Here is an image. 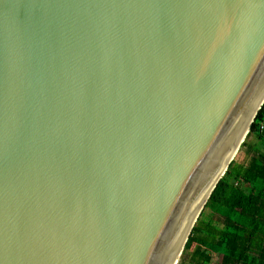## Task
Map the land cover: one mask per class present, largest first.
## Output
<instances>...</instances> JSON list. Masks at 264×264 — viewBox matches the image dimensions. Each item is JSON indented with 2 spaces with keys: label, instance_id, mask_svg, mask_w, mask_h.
Instances as JSON below:
<instances>
[{
  "label": "water",
  "instance_id": "95a60500",
  "mask_svg": "<svg viewBox=\"0 0 264 264\" xmlns=\"http://www.w3.org/2000/svg\"><path fill=\"white\" fill-rule=\"evenodd\" d=\"M263 103L264 0H0V264H177Z\"/></svg>",
  "mask_w": 264,
  "mask_h": 264
},
{
  "label": "trees",
  "instance_id": "16d2710c",
  "mask_svg": "<svg viewBox=\"0 0 264 264\" xmlns=\"http://www.w3.org/2000/svg\"><path fill=\"white\" fill-rule=\"evenodd\" d=\"M264 103L240 145L249 159L236 164L233 159L219 179L204 209L212 205V215L200 233L197 224L182 254L192 251V264H264ZM239 149V150H240ZM182 255V257H183Z\"/></svg>",
  "mask_w": 264,
  "mask_h": 264
},
{
  "label": "rangeland",
  "instance_id": "374dc122",
  "mask_svg": "<svg viewBox=\"0 0 264 264\" xmlns=\"http://www.w3.org/2000/svg\"><path fill=\"white\" fill-rule=\"evenodd\" d=\"M240 149V148H239ZM249 159V155H247L245 153V150L244 148H241L240 150H238V152L236 153L235 157H234V160L236 162V164H245L247 163ZM211 215H212V205H208L206 206V208L204 209L203 211V214L200 218V220L198 221V224H197V227L199 229V231L196 233L197 235L201 236L202 234L200 233L202 230H205L206 227L208 226L209 222H210V218H211ZM183 254H181L177 264H192L191 263V259L193 258V254H192V251H187L183 257H182Z\"/></svg>",
  "mask_w": 264,
  "mask_h": 264
},
{
  "label": "built area",
  "instance_id": "2783aa9c",
  "mask_svg": "<svg viewBox=\"0 0 264 264\" xmlns=\"http://www.w3.org/2000/svg\"><path fill=\"white\" fill-rule=\"evenodd\" d=\"M263 124L260 126V128H262Z\"/></svg>",
  "mask_w": 264,
  "mask_h": 264
}]
</instances>
